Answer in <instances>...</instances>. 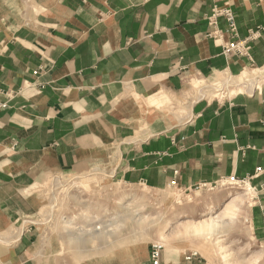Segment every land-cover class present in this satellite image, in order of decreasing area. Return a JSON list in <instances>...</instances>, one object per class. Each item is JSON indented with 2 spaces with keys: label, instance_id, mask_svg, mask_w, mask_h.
I'll list each match as a JSON object with an SVG mask.
<instances>
[{
  "label": "crops",
  "instance_id": "crops-1",
  "mask_svg": "<svg viewBox=\"0 0 264 264\" xmlns=\"http://www.w3.org/2000/svg\"><path fill=\"white\" fill-rule=\"evenodd\" d=\"M227 3L236 39L257 33L251 60L224 55L236 40L224 18L221 39L210 36L212 8ZM263 69L264 0H0V264H152V243L137 248L122 227L110 237L80 219L31 227V186L95 168L154 191L249 179L246 233L264 264V86L231 103L193 101L191 87ZM167 102L185 105L183 122L164 117ZM222 220L211 239L169 233L160 264H224L213 251ZM193 239L200 253L186 261Z\"/></svg>",
  "mask_w": 264,
  "mask_h": 264
},
{
  "label": "rangeland",
  "instance_id": "rangeland-1",
  "mask_svg": "<svg viewBox=\"0 0 264 264\" xmlns=\"http://www.w3.org/2000/svg\"><path fill=\"white\" fill-rule=\"evenodd\" d=\"M216 8L219 11L225 8L233 11L229 3L223 6L215 5L211 15ZM212 38L219 41L221 36ZM253 40L249 41L250 46ZM223 53L226 57L234 56L226 53L225 48ZM246 58L251 60V55ZM261 79L262 82L259 83ZM217 80L221 81L216 82ZM225 83L227 84L224 87ZM191 84L193 101L221 102L215 97V93L224 88L233 100L238 95L254 93L255 86L259 88L264 86V69L246 71L238 78L219 75L214 81L194 77ZM209 84L212 87H208ZM162 111L170 112L171 117L169 115L164 117L174 124L183 122L187 116L185 105L179 102L177 106L167 102ZM112 171L95 168L79 175H49L47 179L31 186L26 195L36 209L32 219L28 220L31 227L37 226L40 229L44 223L45 226H50L49 230L52 233L57 224L70 227L74 221L80 219L82 230L90 229L89 224H92L98 230L96 234L104 237L120 234L122 227L124 231L127 230L130 242L139 248L140 244L147 241L152 244L159 242L166 246L164 243L168 242V234L172 232L176 234L177 230L178 235L184 237L211 239L223 225L222 219H226L221 229L222 238L215 240L213 251L220 256L221 261L226 257L229 264H257L259 257L252 260L257 249L251 245L248 238L250 235L246 233L248 230L245 212L251 203L248 192L221 186L211 191L198 190L190 193L178 189L154 191L141 185L121 183L116 180ZM236 197L239 199L235 201L237 203L235 215L231 217L227 215L225 209ZM212 217L218 224L210 230H201V225H205ZM190 226L195 228L191 229ZM2 236L8 237L4 234ZM163 237L167 238L166 242L162 241ZM194 240L193 252L199 254L200 250L195 245L203 243V240ZM176 241L184 244V240L179 236ZM3 245L8 246L7 241L0 239V246ZM217 245L223 250L219 252L216 249Z\"/></svg>",
  "mask_w": 264,
  "mask_h": 264
},
{
  "label": "built area",
  "instance_id": "built-area-1",
  "mask_svg": "<svg viewBox=\"0 0 264 264\" xmlns=\"http://www.w3.org/2000/svg\"><path fill=\"white\" fill-rule=\"evenodd\" d=\"M223 17L228 25V29L225 32L227 35H229L232 39L237 38V24H236V16L234 15L233 11L231 9H222L219 11V9H215L211 17L208 18L209 23L211 27L214 28L213 33L211 34L213 37H218L223 35V33L217 29V19ZM256 33H250L248 39L244 41H238L232 40L229 42L227 45H225V51L226 53L233 54V55H240V56H250V51H251V46L249 45V41L255 39ZM227 83H225L224 87L226 86ZM208 87H212L210 84ZM225 89V88H224ZM224 89H220L216 91L215 97L220 100L221 102H228L231 103L232 97L231 95H228V92ZM260 89L258 86H255V90ZM7 105L3 104L0 105V108L4 109L6 108ZM262 172V169H257L256 174H259ZM230 185L231 187H235L238 189H242L244 191H247L251 198L255 199L257 198V193L258 191L256 188H252L250 186V180L249 179H243V180H238L234 177L230 178L228 181H225ZM264 188V185L261 189ZM164 251V245L157 242L153 243L150 248V260L152 264H160L162 254ZM198 253L197 252H192L189 256L186 257V261H191L193 258L197 257Z\"/></svg>",
  "mask_w": 264,
  "mask_h": 264
},
{
  "label": "bare ground",
  "instance_id": "bare-ground-1",
  "mask_svg": "<svg viewBox=\"0 0 264 264\" xmlns=\"http://www.w3.org/2000/svg\"><path fill=\"white\" fill-rule=\"evenodd\" d=\"M237 199H239V197H236V198H234L233 200H232V203H230V205L227 207V209H226V212L229 214V215H231V216H233L234 215V210H235V201L237 200ZM212 212V211H211ZM218 222H217V220L215 219V218H211L210 219V221H206V224L205 225H201V230H210L211 228H213L214 226H216V224H217ZM189 228H191V229H194L195 228V226H190ZM162 241L163 242H166L167 241V238L166 237H163V239H162ZM216 249L220 252V251H222L223 250V248H221L219 245H217V247H216ZM223 257H225V256H223ZM226 258V257H225ZM224 258V264H229V261H226V259Z\"/></svg>",
  "mask_w": 264,
  "mask_h": 264
}]
</instances>
